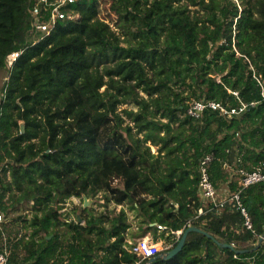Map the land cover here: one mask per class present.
<instances>
[{
  "label": "trees",
  "instance_id": "1",
  "mask_svg": "<svg viewBox=\"0 0 264 264\" xmlns=\"http://www.w3.org/2000/svg\"><path fill=\"white\" fill-rule=\"evenodd\" d=\"M31 1L0 0V90L10 54L23 49L0 97L8 264H135L125 209L95 213L85 205L70 220L57 207L99 192L139 211L141 237L158 224L184 231L190 219L211 235L190 231L175 256L150 264H264V182L242 197L254 231L234 201L194 219L207 202L199 191L205 154L215 155L209 171L219 197L237 190L238 169L264 161V0H110L122 34L99 17L100 0H77L80 16L44 37L29 31ZM230 90L256 103L231 118L186 113L196 99L237 104ZM127 99L139 105L126 111L136 131L118 111ZM29 208L30 218H7ZM19 222L31 229L27 239L14 229ZM165 233L170 250L182 233Z\"/></svg>",
  "mask_w": 264,
  "mask_h": 264
},
{
  "label": "built area",
  "instance_id": "2",
  "mask_svg": "<svg viewBox=\"0 0 264 264\" xmlns=\"http://www.w3.org/2000/svg\"><path fill=\"white\" fill-rule=\"evenodd\" d=\"M77 0H32L28 6L29 12V31L33 33H41L42 37L50 34L57 26L59 22L67 21L69 19H77L80 13L73 9L72 5ZM22 50L14 51L10 54L9 61L7 63V74L5 76L6 84L2 90H0V97L6 96L7 92V82H9L10 73L13 69L14 62L17 60ZM230 92L235 95L238 99L237 104H231L229 101H217V100H193L186 113L194 118H200L206 109L216 110L225 118H231L235 115H240L246 111L249 107L254 105L256 102H246L241 99L239 91L230 90ZM2 115V109L0 108V116ZM215 155L213 152L205 154L199 163V191L202 197L207 200L206 206H201L194 219L198 218L200 215L207 212L209 209L220 210L228 202L234 201L238 208H240L243 213L245 220V229H250L254 231L252 217L247 211L246 207L242 203V197L244 190L256 183L264 182V161L259 163L258 166L254 167L252 170L245 168L238 169L237 173L241 176L239 181V186L235 192L225 196H218L216 188L211 180L209 166ZM225 167H229V164H225ZM3 178V171L0 164V184ZM5 220L4 212L0 209V228H2V222ZM193 225L192 219L188 221V226ZM159 230H167L169 232L176 233L180 235L183 230H169L165 225L158 224ZM7 236L4 234L3 246L0 242V264H8L9 259V249H8ZM163 250L149 236H143L139 238L136 242H130V247L127 248L136 253L140 258L135 262L139 264L142 260H149L159 254L164 253L163 251L169 249L172 244Z\"/></svg>",
  "mask_w": 264,
  "mask_h": 264
},
{
  "label": "rangeland",
  "instance_id": "3",
  "mask_svg": "<svg viewBox=\"0 0 264 264\" xmlns=\"http://www.w3.org/2000/svg\"><path fill=\"white\" fill-rule=\"evenodd\" d=\"M100 1L101 7L99 17L102 20L108 22L110 26L117 31L118 34H122V30L118 24V16L110 9L111 1ZM140 94L147 97V95L142 90L140 91ZM187 94L188 92H185V95ZM138 109L139 105L133 99H127L126 102L122 103L118 108V111L125 120L124 125H131L134 131H136L137 129L135 122L133 121L132 116H129L126 111H137ZM162 120L165 121L166 119L163 118ZM148 144L151 146L152 152L158 154L159 145L152 144L151 141H149ZM31 203L32 202H30V205ZM85 203L86 200H83L82 197L73 196L69 198L65 203H59L57 207L59 208V211L62 212L66 217H69L68 219L70 220H75L77 214L80 213V207L85 205L87 208H89L95 213L105 212L113 214L115 211L118 212L121 209H125L128 215V221L131 224L128 230V247H130V242H136L139 238H141V236H139V233L142 232V217L140 216L139 211L132 208L129 202H125L123 204H116L115 202L107 201L104 196V193L99 192L94 197L88 198L87 203ZM20 213H23L24 215L30 218L33 215V210H31V208L24 210H16L12 212L7 218L9 219L11 216H17ZM16 228L19 229V237L23 236L25 239H27L31 233V229L25 228L22 222L17 223L14 229ZM162 231L163 230H157L156 233H153L154 231H152L148 234L154 241H157L158 246L164 250L169 244H167L164 237L161 235ZM165 235H167V233H165ZM19 252L21 253V255L25 253V248L22 245L20 246Z\"/></svg>",
  "mask_w": 264,
  "mask_h": 264
},
{
  "label": "water",
  "instance_id": "4",
  "mask_svg": "<svg viewBox=\"0 0 264 264\" xmlns=\"http://www.w3.org/2000/svg\"><path fill=\"white\" fill-rule=\"evenodd\" d=\"M24 130H25V127H24V124H22V132H24ZM232 154L234 155V152H232ZM87 199L88 198H85L86 203H87ZM190 231L204 232L206 235L211 236L209 233H207L206 231H204L200 227L195 226V225H190L184 231H182V236L179 239V241H178V243H177V245L175 247L171 248L170 250H167L165 253L159 254V255L151 258L149 260V263H147V264H150L152 261H154L156 258H158L160 256L164 257L166 259H169V258H172L173 256H175L183 248L184 243H185L186 238H187V235H188V233ZM263 241H264V233L260 235V237L258 239V244L261 245ZM221 244L224 247H228V248L234 250L237 253L248 251V249H239V248H237L236 245L233 244V243L232 244L231 243H221Z\"/></svg>",
  "mask_w": 264,
  "mask_h": 264
},
{
  "label": "crops",
  "instance_id": "5",
  "mask_svg": "<svg viewBox=\"0 0 264 264\" xmlns=\"http://www.w3.org/2000/svg\"><path fill=\"white\" fill-rule=\"evenodd\" d=\"M224 194H227L228 192H229V190L227 189V187H224V189H223V191H222ZM229 194V193H228ZM146 236H149V234L148 235H146ZM149 237H151V236H149Z\"/></svg>",
  "mask_w": 264,
  "mask_h": 264
}]
</instances>
